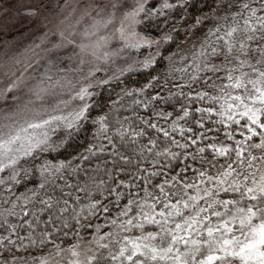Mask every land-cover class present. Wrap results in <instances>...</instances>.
<instances>
[{
  "label": "snow or ice",
  "instance_id": "1",
  "mask_svg": "<svg viewBox=\"0 0 264 264\" xmlns=\"http://www.w3.org/2000/svg\"><path fill=\"white\" fill-rule=\"evenodd\" d=\"M213 6L215 15L196 21H214L198 48L169 56L164 77L125 91L120 100L130 102L114 101L92 121L97 142L85 146L80 162L45 160L38 188L17 193L21 173L53 148L51 134L63 128L71 136L88 120V103L66 112L73 101L90 100V89L125 71L147 72L163 57L157 50L138 68L95 81L101 69L93 65L78 89L68 75L53 80L45 72L29 101L39 109L0 134V264H264V0ZM174 7L164 0L157 11ZM142 13L147 19L152 10L137 0L113 33L123 41L120 51L159 44L136 31ZM93 21L83 33L89 43L68 40L80 50V65L85 56L107 64L117 55L108 50L110 37L100 35L112 19ZM66 88L75 94L59 98ZM28 159L33 165L24 168ZM70 235L77 237L70 247L56 242ZM49 244L54 251L46 256L18 255Z\"/></svg>",
  "mask_w": 264,
  "mask_h": 264
},
{
  "label": "rangeland",
  "instance_id": "2",
  "mask_svg": "<svg viewBox=\"0 0 264 264\" xmlns=\"http://www.w3.org/2000/svg\"><path fill=\"white\" fill-rule=\"evenodd\" d=\"M142 2L146 9L152 10V13L147 19H144L143 13L141 14L142 22L136 25V31L144 39L159 41V44L153 43L151 47L145 46L139 50L124 48L120 51L123 48V41L118 38V33L116 36H113V33L121 26L124 16L137 5V0H0V129H2L0 134L11 131L9 125L15 126L17 122L23 123L25 118L31 119L33 115L31 109H39L40 102L30 104L29 101L35 100L32 90L46 83V71L52 75L53 80L68 75L78 89L82 84L88 83L83 76L93 65H98L101 69L92 77L95 81L120 75L121 70L129 66L138 68V61L151 58L157 50L162 54L165 43L170 41L168 39L171 37L170 30L179 25L183 18L184 0H168L169 3L175 4V7L171 10L165 9L163 12L157 9L164 0ZM101 16L104 19L111 18L113 21L107 28L101 30L100 35L110 37L108 50L117 55L107 64L96 61L91 56H85L84 64L80 65V56L77 55L80 50L69 44L68 40L89 43L83 33L90 28L94 17L100 19ZM213 23V20L208 19L201 32L194 26L188 32L186 44L173 58L178 59L189 54L194 47L198 48ZM92 39L95 40V37ZM78 66L82 67V73L68 71ZM127 73L125 71L123 75ZM123 75H120V78ZM13 84L16 87L6 93V89ZM107 85L90 89L94 93L90 100L73 101L66 112L78 108L83 103L92 105ZM70 91L71 89L66 88L63 96L59 98L69 99ZM71 94L74 95V91H71ZM47 101L51 104L53 98L48 97ZM67 134V131L60 128L51 134L50 143L53 147L56 146L62 138L67 137ZM44 153L46 152L37 153V158ZM21 163L24 168H30L33 160L28 159ZM23 175L22 172L21 177ZM13 187L15 191L16 186ZM82 244L87 247L86 243ZM46 255L48 254L43 256Z\"/></svg>",
  "mask_w": 264,
  "mask_h": 264
},
{
  "label": "trees",
  "instance_id": "3",
  "mask_svg": "<svg viewBox=\"0 0 264 264\" xmlns=\"http://www.w3.org/2000/svg\"><path fill=\"white\" fill-rule=\"evenodd\" d=\"M209 9H211V11H209ZM183 12L184 15L179 25L170 30L169 34L171 36V39L170 41L165 43L161 54L163 58L158 59L155 67L147 72H128L119 80H115L105 86L100 92L99 97L92 103L89 109L88 120L81 123V127L79 128V130H72L71 136H68L67 134V144L60 145V143H58L52 149L42 154L40 158H37L35 160L36 168L32 170L27 176L23 175L20 178L21 184L17 185L15 190L17 193L24 191L26 188H38L41 180L38 168L40 164L45 160L51 161L53 164H57L61 161H64L65 163L70 162L72 164L80 162V154H86L85 146H90L97 142L95 133L98 125L92 123V121L99 116L107 115L113 106V102L120 100L125 91H132L134 89L144 87L148 83L149 78L157 73L161 77H164L168 70V57H173L174 54L186 44V41L188 39V32H190L194 26L195 28L198 27L196 29L198 32H201L202 29L206 26L208 19L203 21V23H196V21L200 20L204 16L214 15L217 12V9L213 6V0H184ZM152 91L153 90H148L147 92H145V95H148ZM131 99L132 97L124 96L123 100H120V103H128L131 101ZM122 114L127 115L128 113H125L122 110ZM69 144L71 145V147L68 146ZM77 149L80 150L79 153H76ZM74 153L76 154L74 155ZM32 165L30 166V168L32 167ZM60 183H62V181H60ZM66 231L71 232L72 230L66 229ZM0 234L4 233L0 231ZM82 235H84V233H82ZM88 239H91L90 235L85 236V240ZM56 242L61 244V247H70L71 244L77 242V237L75 235H70L68 238H64L63 240L57 239ZM50 250L53 251L54 248L49 244L43 250L39 248L29 249L28 251H25L23 253H18V255H23L24 257L29 258L32 256H43L45 254H48V251Z\"/></svg>",
  "mask_w": 264,
  "mask_h": 264
}]
</instances>
